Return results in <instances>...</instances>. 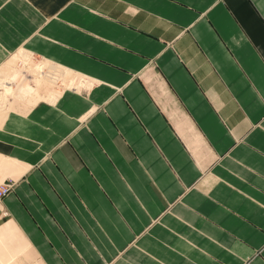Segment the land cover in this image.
I'll return each mask as SVG.
<instances>
[{"label": "crops", "instance_id": "obj_1", "mask_svg": "<svg viewBox=\"0 0 264 264\" xmlns=\"http://www.w3.org/2000/svg\"><path fill=\"white\" fill-rule=\"evenodd\" d=\"M20 50L82 86L1 107L0 264H264V0H0Z\"/></svg>", "mask_w": 264, "mask_h": 264}, {"label": "bare ground", "instance_id": "obj_2", "mask_svg": "<svg viewBox=\"0 0 264 264\" xmlns=\"http://www.w3.org/2000/svg\"><path fill=\"white\" fill-rule=\"evenodd\" d=\"M23 57V59L18 58L21 61H24L25 64L28 65L26 68V71L31 74L29 81L31 84L28 83H18L16 82L17 77L19 76L18 69H3L0 70V120L2 118V112H4V108L1 109V107H5V103L10 99L11 97H24L28 95L29 93H32L34 88L38 85V83L43 79H48L51 81L57 82L59 85H66V86H76L80 87L82 86L81 79H77V77L74 76V74L69 75L63 72H68L62 67L56 66L55 64L46 61L41 60L38 61V63H31L28 62L30 60V55L20 50L15 54L13 57ZM17 59V61H18ZM28 62V63H27ZM62 70L60 73L59 70ZM6 70V71H5ZM70 73V72H69ZM71 74V73H70ZM84 82V80H83ZM81 83V84H80ZM85 84V82H84Z\"/></svg>", "mask_w": 264, "mask_h": 264}, {"label": "rangeland", "instance_id": "obj_3", "mask_svg": "<svg viewBox=\"0 0 264 264\" xmlns=\"http://www.w3.org/2000/svg\"><path fill=\"white\" fill-rule=\"evenodd\" d=\"M15 54H17V53H15ZM15 54H13L12 56H11V59H9L10 61H9V63H8V65H7V67H6V69H10L11 68V70L12 69H18V71H19V76L17 77V80H16V82H18V83H23L24 82V84L25 83H28V84H31L30 83V81H29V79H28V77L27 76H31V74H29L27 71H26V68L28 67V65L27 64H25L24 63V61H21V60H18L17 61V59L18 58H20V59H23V57H16V58H14L13 59V57L15 56ZM38 61H41V60H35V59H32L31 57H30V60L28 61V62H31V63H38ZM27 62V63H28ZM5 69V68H4ZM63 70V69H62ZM61 69L58 71L59 73L62 71ZM68 71V70H67ZM23 72H25L26 73V75L27 76H25V75H23ZM63 73H66V74H69V75H72V74H70L69 73V71L68 72H63ZM33 77V76H32ZM31 77V78H32ZM79 77V76H78ZM80 79V78H79ZM51 86V85H50ZM52 87V89L54 90V89H57V88H59V87H63V86H57V85H55V84H53V86H51ZM16 101V98L15 99H13V102H15ZM12 102V103H13Z\"/></svg>", "mask_w": 264, "mask_h": 264}, {"label": "built area", "instance_id": "obj_4", "mask_svg": "<svg viewBox=\"0 0 264 264\" xmlns=\"http://www.w3.org/2000/svg\"><path fill=\"white\" fill-rule=\"evenodd\" d=\"M10 188V184L7 182L0 183V196L6 193Z\"/></svg>", "mask_w": 264, "mask_h": 264}]
</instances>
